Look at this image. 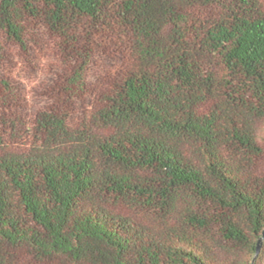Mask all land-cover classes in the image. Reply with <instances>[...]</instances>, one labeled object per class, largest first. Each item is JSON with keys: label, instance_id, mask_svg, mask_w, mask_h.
Masks as SVG:
<instances>
[{"label": "trees", "instance_id": "obj_1", "mask_svg": "<svg viewBox=\"0 0 264 264\" xmlns=\"http://www.w3.org/2000/svg\"><path fill=\"white\" fill-rule=\"evenodd\" d=\"M264 0H0V264H264Z\"/></svg>", "mask_w": 264, "mask_h": 264}, {"label": "water", "instance_id": "obj_2", "mask_svg": "<svg viewBox=\"0 0 264 264\" xmlns=\"http://www.w3.org/2000/svg\"><path fill=\"white\" fill-rule=\"evenodd\" d=\"M264 238V233L263 235L259 238L258 242H257V249H256V255L259 253L261 245H262V240Z\"/></svg>", "mask_w": 264, "mask_h": 264}]
</instances>
